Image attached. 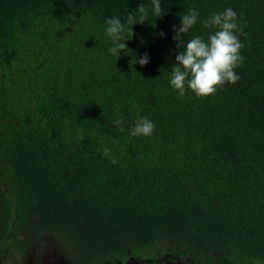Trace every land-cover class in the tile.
<instances>
[{"label": "trees", "instance_id": "trees-1", "mask_svg": "<svg viewBox=\"0 0 264 264\" xmlns=\"http://www.w3.org/2000/svg\"><path fill=\"white\" fill-rule=\"evenodd\" d=\"M142 5L129 51L112 55L105 20ZM227 8L242 30L239 81L179 96L173 26L195 9L184 40L207 41L215 29L203 21ZM150 9L0 0V264L40 228L61 232L80 262L264 264V0H161L159 18ZM137 118L155 124L151 136L129 134Z\"/></svg>", "mask_w": 264, "mask_h": 264}, {"label": "clouds", "instance_id": "clouds-1", "mask_svg": "<svg viewBox=\"0 0 264 264\" xmlns=\"http://www.w3.org/2000/svg\"><path fill=\"white\" fill-rule=\"evenodd\" d=\"M151 13L156 18L164 15L161 9V0H151ZM149 8L140 6L135 14H130L123 19L120 17H110L105 20L107 27L106 35L112 40L114 46L109 52L118 56L121 51L127 50L126 41L131 40L134 33L132 26L144 23L147 20ZM137 14L139 18L137 19ZM199 13L195 9H190L179 16L180 26H173L175 33L173 39L177 41L179 51L175 58V64L171 67V86L177 91L179 96H184L186 88L198 97H208L216 93L218 88L225 84H236L240 77L236 69L243 62L240 50L243 44L240 42L238 33L241 27L237 18V13L232 8H227L223 12L215 13L203 21L205 27L215 29L210 34L207 41L200 36H195L185 42L184 36L197 23ZM161 37L163 33H160ZM135 63L144 66L148 63V56L145 53ZM119 131H124L123 121L117 119L113 121ZM155 124L147 118H137L135 125L130 130L133 137H149L153 134ZM77 139L82 141L83 134L78 130ZM103 155L109 157L112 164L117 161L111 157V150L107 147L103 149Z\"/></svg>", "mask_w": 264, "mask_h": 264}, {"label": "rangeland", "instance_id": "rangeland-1", "mask_svg": "<svg viewBox=\"0 0 264 264\" xmlns=\"http://www.w3.org/2000/svg\"><path fill=\"white\" fill-rule=\"evenodd\" d=\"M4 260L6 264H94L77 260L66 237L61 232L49 228L32 231L28 244L18 253L5 254ZM166 264L175 262L170 261Z\"/></svg>", "mask_w": 264, "mask_h": 264}]
</instances>
